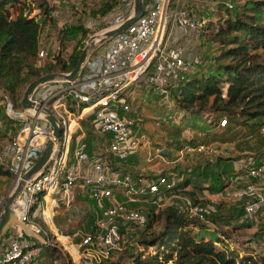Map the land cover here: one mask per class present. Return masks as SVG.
Instances as JSON below:
<instances>
[{"label":"built area","instance_id":"1","mask_svg":"<svg viewBox=\"0 0 264 264\" xmlns=\"http://www.w3.org/2000/svg\"><path fill=\"white\" fill-rule=\"evenodd\" d=\"M144 8L126 30L96 48L101 52L92 51L75 80L58 79L35 90L33 100L53 111L62 132L47 164L26 181L13 205L19 223L27 228L20 224L7 228L0 239V264L33 263L42 246L52 244V231L63 243L55 218L61 210H71L75 199L96 204L101 211L91 230L75 228L72 236H65L68 244L70 237L77 239V247L70 244L74 249H68L72 258L76 254L79 264H113L110 261L123 249L128 229L149 223V212L136 206L147 201L160 204L180 187L181 176L171 168L130 171L123 165L142 153L150 163L166 161L162 153L166 147L154 146L150 134L179 128L192 140L197 133L188 122V112L175 104L171 89L203 60L198 53L188 54L185 45L169 42L168 36L176 24L199 43L205 20L185 6H173L172 0H152ZM133 12L134 0H119L100 16V32L119 26ZM39 56L38 65L49 52L41 49ZM145 89L157 94L158 109L150 116ZM2 104L17 126L14 136L0 143V164L12 173L14 189L53 137V127L46 114L18 109L10 93L3 94ZM211 123L222 128L227 119L215 115ZM216 151L211 143L186 144L178 157ZM236 172L219 194L242 202L245 219L255 221L264 216V155L251 152L239 160ZM1 209L2 203L0 216ZM181 210L204 221L203 203Z\"/></svg>","mask_w":264,"mask_h":264},{"label":"trees","instance_id":"2","mask_svg":"<svg viewBox=\"0 0 264 264\" xmlns=\"http://www.w3.org/2000/svg\"><path fill=\"white\" fill-rule=\"evenodd\" d=\"M118 2L107 0L92 14L104 16ZM240 2L233 7L229 4L221 6L223 14L208 40L204 39L203 32L206 26L211 29L214 25L211 22L204 24L200 49L204 50L207 41H211L219 44L218 53L212 55L207 65H197L171 89L175 104L188 112L189 122L201 132L207 134L212 128L214 134L217 128L212 123L205 125L200 122L203 113L227 119V126L218 128L220 133H215L214 142L236 141L238 133H232L236 127H248L259 132V128L264 126V0ZM172 4L177 5L178 0H172ZM36 9L44 15L42 21L34 13ZM53 13L49 0H0V88L13 94L18 109H22V97L32 81L47 73L70 72L75 68L89 37L90 29L84 23L63 26L58 35L61 52L55 60L38 66L39 53L43 49L41 35L49 22H55ZM74 41L72 52L68 57L64 56V51ZM3 117L13 123L6 113ZM197 123L201 125L196 126ZM176 132L182 133L173 129L168 136L173 139ZM259 139L257 149L249 146L247 150L264 155V136L260 135ZM197 143L204 141L192 139L187 142ZM239 158V155H230L229 159ZM0 177L12 178V173L1 164ZM80 200L75 199L74 203H80ZM82 207L78 221L71 212L55 218L56 226L64 234H70L87 222L89 213ZM149 217L146 230L136 242L139 251L132 254L134 264H264V253L236 252L228 245L230 238L227 232L214 230L216 235L212 236L203 220L186 214L177 206L167 205L150 212ZM155 220L161 221L162 228L158 232H149ZM128 247L129 243L123 247L114 264H123L121 261ZM61 256L54 245L44 244L33 263L40 264L42 259L47 261L51 258L49 264H53V258Z\"/></svg>","mask_w":264,"mask_h":264},{"label":"rangeland","instance_id":"3","mask_svg":"<svg viewBox=\"0 0 264 264\" xmlns=\"http://www.w3.org/2000/svg\"><path fill=\"white\" fill-rule=\"evenodd\" d=\"M107 0H49L50 5L54 9L53 16L55 22H49L47 27L42 32V41L43 49H46L49 52L48 58L41 61V65L48 61L55 60L56 56L61 52V46L58 41V35L60 29L63 26L70 24H79L84 23L90 30L89 37L87 40L95 33L100 32L101 24H99L100 16H94L93 11H97ZM241 3L240 0H178V4L185 6L192 11H194L202 20H205V24L211 22L214 27L208 29L205 27L204 39L209 38L210 35H213V32L217 29V24L222 14L220 8L222 5L231 7L236 6ZM224 11V10H223ZM35 14H38L39 20L44 19V15L40 13L39 9H36ZM214 28V29H213ZM208 30V32H207ZM86 40V42H87ZM75 41L72 42L68 49L64 51V56L68 57L72 52ZM200 43H196V50L205 65H207L212 55L218 53L219 44L207 41V46L204 50L200 49ZM102 48L99 47L96 49V52H101ZM39 66V65H38ZM195 69V68H194ZM192 69V71H194ZM191 73V71H190ZM43 90L47 87H41ZM0 116L3 124H11L12 127H15L12 122L6 120V117H3L5 111L2 104V98L4 93H9L0 88ZM13 96V94H11ZM14 98V96L12 97ZM156 99V97H153ZM15 100V98L13 99ZM218 119V117H217ZM200 122H203L205 125L211 124V121H215V115H209L207 113L202 114V118L199 119ZM210 121V122H209ZM201 125L197 123L196 126ZM9 127V125H8ZM259 128V127H258ZM172 129H165L163 131H157L156 134H150L152 136V143L154 146H165L171 148L172 156L168 159V163L165 167L171 168L177 171L181 176V184L178 189L167 194V196L160 202V204H152L150 202H144L141 205H134L137 208L143 209L147 212L158 211L165 206L172 204L179 207L180 209H185L187 212L188 209L196 204L203 203L206 206L204 222L209 220L218 224L221 231L227 232L230 241L229 246L234 247L236 252L243 250L251 252H260L264 253V216L260 215L255 221H249L244 217V206L243 204L235 203L233 206L227 202L220 194L222 183L225 181L224 177L230 176L234 169L237 167V162L251 154V150H247L249 146H254L256 149L259 147V137L264 136V126L259 128V132H253L248 127H236L232 130V133H238L237 139L234 142H214L213 137L215 133H220L218 128L213 134V129L210 128L207 134L195 133L192 139L196 141H204L206 144H217L216 152L213 154L207 153H198L189 152L185 153L181 157L179 156L180 148L184 147L188 138L185 133L176 132V137L173 139L168 136L169 131ZM199 130V129H197ZM222 130V129H221ZM182 131V130H181ZM11 137L6 136L5 141L9 140ZM208 142V143H207ZM240 149L242 151H240ZM145 154L142 156L144 157ZM230 155H239V159H229ZM200 161H205L201 163ZM201 163V164H200ZM223 179V180H222ZM218 182V183H217ZM14 186V180L12 178L0 177V204L2 203V209L5 205L6 198L11 192ZM237 202V201H235ZM241 203V202H238ZM240 205V206H239ZM88 210L89 219L83 225H79L76 228H81L85 231L91 230L93 226L94 217L98 215L101 211V207L96 204H91L84 202L82 199L80 203H73L71 210H61L60 215H64L67 212H71L76 215V221H78L82 215L81 210L83 207ZM237 210V212L234 211ZM149 224V223H148ZM58 227V226H57ZM69 227V226H68ZM145 227H130L125 233L123 246H126L129 243L127 254H125L123 264H134L132 254L138 253L136 242L139 239V236L142 232L146 230ZM162 224L161 221L155 220L151 224L149 232H158L161 230ZM36 232V231H35ZM58 233L60 236H67L62 230L58 227ZM72 236L73 231L70 233ZM212 236H215L213 232L210 233ZM40 235V233H39ZM52 238V245H54L62 255L61 257L53 258V264H79L76 254L72 258L69 250H72L76 246L77 239L75 237H70V244L67 243L66 239L62 242L56 238L55 232H50ZM69 249V250H68ZM72 253H74L72 251ZM120 254V253H119ZM123 254V255H124ZM118 257V256H117ZM42 259V258H41ZM49 260L42 259L40 264L44 263L49 264ZM110 261V263H115ZM36 264V263H31Z\"/></svg>","mask_w":264,"mask_h":264},{"label":"water","instance_id":"4","mask_svg":"<svg viewBox=\"0 0 264 264\" xmlns=\"http://www.w3.org/2000/svg\"><path fill=\"white\" fill-rule=\"evenodd\" d=\"M144 10H145L144 0H134L133 15L117 27H113L103 32L93 34L87 40L86 45L79 56L78 62L72 71L47 73L35 79L27 86L21 100L22 107L25 109L27 108L35 109L38 113L46 114L47 119L50 121L53 127V137L49 139V141L46 143L45 148L41 153V155L39 156V158L37 159V161L32 165V167L28 171H26L23 174L16 188L12 189V191L9 193L8 197L6 198V202L0 216V239L9 226L13 224H20L13 211V205L16 202L19 194L21 193L26 181L31 179L38 172H40L43 169V167L47 164L53 152L55 139L59 138L62 132V127L59 124V121L56 115L53 113V111L44 103L33 100L32 96L35 90L43 84L58 79H64L68 81L75 80L81 73L83 65L86 59L88 58V56L92 53V51L96 49L98 46L104 44L108 40L112 39L116 35L126 30L132 23H134L139 17H141L144 14ZM95 38L97 39L95 40ZM162 153L165 155H170V151L168 149L163 150ZM22 226L24 228H27L24 225Z\"/></svg>","mask_w":264,"mask_h":264},{"label":"crops","instance_id":"5","mask_svg":"<svg viewBox=\"0 0 264 264\" xmlns=\"http://www.w3.org/2000/svg\"><path fill=\"white\" fill-rule=\"evenodd\" d=\"M151 1L152 0H144V3H149ZM191 37L192 36H190L189 34H185L184 31L180 27H178L176 24H172L170 26V31H169V36H168L169 42H171L172 44H175L176 43V44H183V45H185L188 54H190V53L191 54H194V53L197 52V50H196V43L197 42L196 41H192L193 39H191ZM142 92L151 101V103L149 104V106L146 108V114H147V116H150V114L153 111H155V110L158 109V107H157V105L155 103V101L157 100V94L154 93V92H152V91H148L147 89L143 90ZM154 96L156 97V99L153 98ZM188 122H189V119H188ZM8 125H9V127H8ZM13 125L15 127H12L11 124H3V121L0 118V143H2V142L5 141V138H6L7 135H9L11 138L14 136V134L17 131V126L14 123H13ZM169 129H172V130L174 129V130H180L181 131V129H179V128H169ZM194 129L196 130L197 133H199V134L201 133V129L197 130V128H195V127H194ZM202 133H205L206 134V132H203V131H202ZM213 145L216 148H218L217 147V144H213ZM166 149H168L169 151H171L170 150L171 148L166 147ZM143 154H145V153H142L140 155H136V156L132 157L128 162H126L123 165L124 168L127 169V170H130V171H144V170H147L149 168L151 170H153V171H156L158 169H161V170L169 169V168H167L165 166L168 163V159L172 156V151H171V155L170 156L167 155V158L165 159L166 161L163 160V162H161V163H158V162L150 163V162L147 161L145 155H144V157L142 156ZM196 154H198V153H196ZM200 162L201 163H204L205 161H200ZM238 163H239V161L236 163L237 164V167H238ZM237 174L238 173L236 172V169H234L233 173L230 176H227V178L224 177V180L225 181L222 183L221 189L223 188L224 185L227 184L228 180H230L232 177H235ZM227 202L230 203L231 206H233L235 203L242 204V202L241 203H238V202L229 201V200H227ZM169 205H172V204H169ZM234 211H235V208H234ZM235 212H237V210ZM205 223L209 226L208 231H210V232H214V230L215 231L216 230H220L218 224H216L215 222H211V221L207 220V221H205Z\"/></svg>","mask_w":264,"mask_h":264},{"label":"bare ground","instance_id":"6","mask_svg":"<svg viewBox=\"0 0 264 264\" xmlns=\"http://www.w3.org/2000/svg\"><path fill=\"white\" fill-rule=\"evenodd\" d=\"M97 38H98V37H97ZM97 38H95V40H96ZM33 111H34V109H33ZM60 238H61L63 241L66 239L65 236H61ZM73 249H74V248H73ZM73 249H72V250H73Z\"/></svg>","mask_w":264,"mask_h":264}]
</instances>
